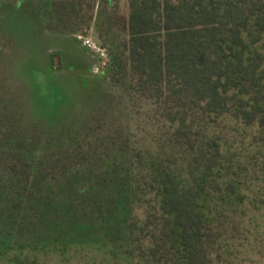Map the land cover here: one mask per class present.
Here are the masks:
<instances>
[{"label": "trees", "instance_id": "1", "mask_svg": "<svg viewBox=\"0 0 264 264\" xmlns=\"http://www.w3.org/2000/svg\"><path fill=\"white\" fill-rule=\"evenodd\" d=\"M65 2L0 0V264H238L264 238V0H104L113 57L74 78L41 57L90 20Z\"/></svg>", "mask_w": 264, "mask_h": 264}, {"label": "rangeland", "instance_id": "2", "mask_svg": "<svg viewBox=\"0 0 264 264\" xmlns=\"http://www.w3.org/2000/svg\"><path fill=\"white\" fill-rule=\"evenodd\" d=\"M57 2H62L63 0H55ZM71 2L62 3L61 8H59L60 19H65L66 23H72L73 25H77L78 23H82V17H87V24H81V26L76 27L78 30L74 36L70 37V42H62L61 36H54L52 40L45 46L43 49V55L41 56L47 65L49 63L50 55H58V53L63 54L62 61L65 66H73L76 68L74 73L71 74V77L82 75L87 72L89 68H92V74L94 76H100L101 72L104 71L108 65L110 64V59L112 56V51L109 48V45L105 40V33L101 30H97L95 27V21L98 18V14L102 11L103 1L104 0H79L81 1V5L77 9V11L71 14L66 10V7H70L72 5L73 0H69ZM75 1V0H74ZM124 1V0H123ZM122 9L124 8V3L121 5ZM116 10L113 8L111 12H115ZM110 12V13H111ZM91 41V46L86 44V41ZM14 56L8 57L5 63V78L3 82L6 86V94L4 95L8 100L9 105H6L7 110H15V112L22 113L25 115L26 119L30 123V113L33 110V103L31 98V88L27 85L25 80H23L19 74H17V65ZM79 57V58H78ZM78 58V59H77ZM79 66V67H77ZM57 69V67H56ZM100 69V73L94 72L95 70ZM68 79L64 75H62L60 81L65 86L66 89H74L75 88V79ZM75 82V83H74ZM109 87V85H105V87ZM19 102V105L17 104ZM17 104V105H16ZM84 104L87 106H80L79 104L76 106V113L81 112L82 110L90 115H93V111L96 105L99 106L97 102L85 101ZM105 105V101H104ZM83 108V109H82ZM260 239L257 240L256 243L251 244L252 246H246L241 250L242 254L238 257V264H264V238L259 235ZM255 248V249H253ZM225 264H232L227 261ZM236 264V263H234Z\"/></svg>", "mask_w": 264, "mask_h": 264}, {"label": "built area", "instance_id": "3", "mask_svg": "<svg viewBox=\"0 0 264 264\" xmlns=\"http://www.w3.org/2000/svg\"><path fill=\"white\" fill-rule=\"evenodd\" d=\"M86 44H87L88 46H91V47H92V45H91L92 43H91L90 40H87V41H86ZM94 72H96V73L99 72V73H100L101 71H100V69H98V70H95Z\"/></svg>", "mask_w": 264, "mask_h": 264}]
</instances>
